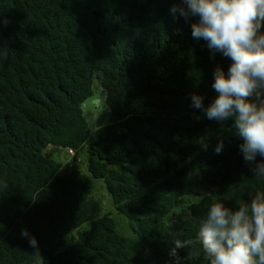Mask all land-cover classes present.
Listing matches in <instances>:
<instances>
[{"label":"trees","instance_id":"trees-1","mask_svg":"<svg viewBox=\"0 0 264 264\" xmlns=\"http://www.w3.org/2000/svg\"><path fill=\"white\" fill-rule=\"evenodd\" d=\"M174 3L0 0V264H37L23 229L43 264H211L199 245L177 249V261L174 241L195 239L210 206L237 211L264 193L234 121L192 106L193 94L205 107L215 99L214 69L227 73L231 60L194 39L196 18L172 14ZM95 83L107 110L89 143L83 105ZM61 149L87 157L132 238L77 165L53 160Z\"/></svg>","mask_w":264,"mask_h":264},{"label":"clouds","instance_id":"clouds-1","mask_svg":"<svg viewBox=\"0 0 264 264\" xmlns=\"http://www.w3.org/2000/svg\"><path fill=\"white\" fill-rule=\"evenodd\" d=\"M191 23V34L203 40L210 52L231 60L227 73L214 69L215 99L204 106L203 97L193 94L192 106L202 109L209 120L234 121L242 138L239 148L253 176L264 178V0H179L170 9ZM2 38V25H0ZM8 59V47L0 43V65ZM203 147L207 148L201 138ZM223 142L215 148L221 152ZM261 160L257 162V157ZM8 188L0 181V193ZM36 248L37 264H43L38 242L27 229L21 233ZM170 255L179 260L177 249L199 245L211 264H264V193L233 211L223 203L210 206L199 221L195 239H176Z\"/></svg>","mask_w":264,"mask_h":264},{"label":"rangeland","instance_id":"rangeland-1","mask_svg":"<svg viewBox=\"0 0 264 264\" xmlns=\"http://www.w3.org/2000/svg\"><path fill=\"white\" fill-rule=\"evenodd\" d=\"M95 92L93 95V98L88 100L86 104L83 105V111H84V117L89 125L90 131H91V138L89 140V143H92L93 136L97 130V119L98 117L103 114L107 108L105 105V96L104 94L99 90L98 85L95 83L94 85ZM70 150H50V153L52 154L53 160H55L58 163L67 165V164H74L77 165L82 173L87 175L90 180L93 183V189L91 192V197H93L95 200L100 201L103 204V214H109L117 223V229L118 232L127 238L133 237V232L130 227V223L128 219L120 215L113 205V202L111 198L108 196L105 183L101 179H95L93 178L88 170H87V157L81 153V152H74L76 153L75 157H72L69 154ZM90 224H86L83 226L82 230L88 229ZM72 242H68L66 244V248L71 246Z\"/></svg>","mask_w":264,"mask_h":264},{"label":"built area","instance_id":"built-area-1","mask_svg":"<svg viewBox=\"0 0 264 264\" xmlns=\"http://www.w3.org/2000/svg\"><path fill=\"white\" fill-rule=\"evenodd\" d=\"M69 154L72 156V157H75L76 153L74 154V152L72 150L69 151ZM69 166V168H72L73 167V163L72 164H67Z\"/></svg>","mask_w":264,"mask_h":264}]
</instances>
